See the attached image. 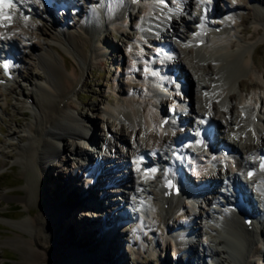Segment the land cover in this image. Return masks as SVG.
I'll return each mask as SVG.
<instances>
[{
	"label": "bare ground",
	"instance_id": "6f19581e",
	"mask_svg": "<svg viewBox=\"0 0 264 264\" xmlns=\"http://www.w3.org/2000/svg\"><path fill=\"white\" fill-rule=\"evenodd\" d=\"M63 1L73 3L75 0ZM93 1L95 2L91 1L89 3L92 6L90 10H86V12L82 11L84 19L80 21L77 28L70 29L67 26H57L54 28L55 30L53 32L49 31L48 33V36L58 44L63 51L66 50L71 54L72 58H74L75 62L71 64L70 70L65 69V59H63V63L59 61L58 55L48 46H41L37 53V56L42 58L41 70L43 75L39 78L42 83L36 86L34 91L26 95V99L31 98V100H29V103H31L29 108L33 110L32 118L26 125V133L19 138L20 144L17 150H15L14 153L6 154L14 158L15 161L20 164L27 166V170H25V172H27L25 191L21 194L19 199L26 206L35 200L38 201V187L40 188L39 190H45V181L47 178L49 179L51 170L50 161L55 160L58 167L64 171L66 170L64 167L66 162H63V160L59 158V146L56 144V141L59 143L63 142V146L69 151V154H80L87 159L89 154L85 151L86 149L78 147L77 145L72 146L68 144L66 138L77 139L84 145H86L85 140L89 139L93 146L96 144L103 145L104 149L106 148L107 151L105 152V150H103L102 154L100 149H98V154H96V156H99V162L95 164H92L91 159L86 166L77 164L76 170H81L82 172L86 171L87 174V176H85V183H87V185H83L84 188H82L86 191L89 186L88 194L85 193L88 195L87 200L81 199L82 203H80L81 205L83 204V211L85 210V212L81 210L82 213L79 214L90 216L87 212H95L93 209V207H95L94 204H103V208L99 209L100 212L104 209L101 215L105 218L111 215L113 219L106 220L109 223L108 226L112 228L108 227V229H104L106 233L105 239L117 233L122 221L124 222L131 218L129 213H126L124 210L122 211L121 201H113V195L118 194L122 198L118 196L116 198H120L123 202L125 201V203L130 204L131 208L136 206V209H133L134 218L130 221L132 232H138L137 230L140 227L145 228L143 225L145 217L151 216L152 218L153 214L156 215V211H160L161 219L159 220V224H162L163 226H161L165 227L166 230L173 229L168 237L171 241L174 252L173 255L176 253L173 264L176 261H183V263L187 262L188 264V260H190L189 263H192L195 259L199 260L200 258L198 257L200 255L192 250L193 247L194 249L202 250L203 254L208 252L210 257L213 258L219 253H223L226 254L225 259H229L230 253L235 252V254L243 255L244 264H252V260L249 258L250 256L256 257L260 264H264V252L261 250L262 247H258L259 249L254 247L255 244L264 242V232L259 229V221L256 219L259 218V214H256L257 209H255L254 199L249 195L245 185L240 183V177L237 175L240 171L245 172V169L249 167L248 165L253 164L250 162L254 161L253 159L258 156L260 152H264V116L262 117V115L258 113L259 108L257 103L259 102V96L256 91V89L264 90V64L262 63L261 67L257 65L253 58V49L251 46L239 44L235 50H231L230 47L223 42L226 38L228 28L231 25V21L236 16L235 12L238 11L237 6H226L224 8L225 13L220 17V21L217 23L210 21L204 24L201 19L202 14H199L198 11L197 15L189 19L190 22L193 21L196 26V29H191L189 33L192 35V31H197L194 36H189V38L188 34L179 28L181 25L178 24V21L183 25L188 24L187 19L183 17L184 15L181 12L185 10V7H189L190 4H208L207 0H155L151 1L152 3L145 2L144 0H141L139 3L131 0ZM164 1L167 5H164ZM249 1L254 4V12L256 13L254 22L264 23L263 7L257 6L260 0ZM174 2L178 3L179 6L173 7V4H175ZM180 4L183 5V10L181 12L179 10L181 8ZM209 7L211 8V4ZM4 8L6 11L2 14L11 13L12 16L10 21L4 20L0 24V46L4 45L9 49L12 48L17 41L21 47L31 48L32 45L25 37L28 30H38L47 34L44 29V24L40 21V15L48 10L50 11L52 7H47L44 4L42 5V3L37 0H15L12 4ZM128 9L132 11L136 10L137 12L139 9H142V16L146 21L143 22V26L157 23L160 28L163 26L166 27L167 25V28L170 27L172 29L171 32L173 36L180 40L188 41L185 43L184 48L187 46L193 51L195 50V54L192 56L201 61V63L198 61V66L192 65L194 69L192 68L191 70L196 76V80L194 81L196 84L195 92L197 91L199 95L189 97L191 101L189 111L191 113L189 117L184 119V122L188 124L195 122L198 124V118L207 115L209 117V122L213 123L215 126V133L208 137L210 143L212 145L220 144V142L230 143L239 151V153L237 152L238 159L235 169L221 163V174L226 176L228 181L231 179L232 185L235 188L237 187V190L234 191L229 187L225 191L226 193L219 195L217 193V187L214 185L215 175L212 170L208 168L210 166H206L205 163L202 164L201 167H198L197 170L193 171L195 179L198 180L196 185L180 183L183 193H188L192 190L193 194H195L193 199L183 200L176 195H164V191H166L162 186L164 176H162L160 170L155 169V171H153L152 169L150 173L145 174L141 171L142 167L133 162L132 164L135 166L132 167L133 169H126V174L123 169H120V171L116 170V173L111 170V168L117 169V167H119L117 162L113 160V157H115H112L113 153L119 154L117 159L121 160L119 164L121 167L124 161L125 163L127 162V158L124 160L125 157H133L134 160H136L138 152L142 149H146L150 153L153 152V150L161 152L162 148H167L172 144L174 137L178 133L176 132L172 135L169 132L168 126L170 122L166 124L164 129H160L157 125L160 118L158 114L160 112L159 109L153 108V104L158 103L159 106L161 101L165 102V94L160 90L162 86H166L167 84L170 85L171 81L168 80L169 76L166 80L162 75L161 78L164 79V83L159 85L156 82V74L154 73L150 76H148V74L144 80L147 96L140 95L142 100L135 99L133 96L127 94L123 100L111 103L107 101L105 104L100 102L99 106H96L100 113L106 114L111 118V123L106 122L107 139L97 137L95 134L96 125L94 121L88 118L87 115L81 114L77 109L74 98H76L77 101L79 100L76 89L83 76V69L92 65L93 62L102 63V61L105 60V46L107 45H105L104 40L100 41V37H103L104 34L102 30L108 29V26H111V29L116 30V28H119L121 31H126L124 19ZM217 27H220L221 32H219L220 29L217 30L218 33L215 31ZM134 28L139 29V34L140 36L142 35L145 43L154 44L150 42L154 41L155 38L149 40L150 36L145 28L136 26H134ZM167 28L166 31L169 29ZM259 30L260 29L253 30V34H257ZM153 31L158 32V29ZM242 31L247 32L248 28H243ZM159 36L162 37L164 40L163 43L166 45L167 42H165L166 38L164 37V32H161ZM16 37L20 40H16ZM197 40H200V45L196 44ZM99 42H103V48L99 46ZM109 45L110 52H112L113 45ZM169 48V56H174V58L159 56L157 57L158 60L162 63H168L170 60H173L172 62L175 63L173 69L178 72L177 75L184 80L188 79L190 81L189 84H192L193 78L185 69L178 51L171 45H169ZM139 58L143 59L144 57L140 55ZM159 61H157V63H159ZM195 61H193V63H195ZM257 66L258 70L255 71ZM11 67L12 72L14 74L17 73V68H14V64H12ZM146 68L151 71L149 67ZM228 69L229 72L225 74V71ZM241 75L247 78H241ZM258 76L260 79H258ZM35 81H37V78ZM236 84L240 90L242 89L245 90V93L247 92V97L246 95H239L236 97L233 92ZM148 91L151 92L150 96H148ZM179 99V96L173 97L172 95L171 100H174L177 106L182 105V101H179ZM202 99L205 104L200 106L199 104ZM233 100L234 102L236 101V105L234 104L236 106L234 108L235 110L231 103ZM221 107L223 109H220ZM254 117H257L258 122L253 121ZM113 121L115 122V128L112 126ZM217 133L220 135V138L217 136ZM140 135L145 142H140L142 139L140 138L139 140ZM129 139L133 141L130 142L128 141ZM118 142L121 143L122 149L118 146ZM197 150L200 151V154L197 156L200 157L198 159L201 160L203 159L201 156H205V161H207L210 156L209 151H204L201 148ZM155 158L158 159L160 156L156 154ZM216 162L217 160L214 161V164ZM74 163H76V160L73 159V166ZM71 172L72 170L68 173ZM69 175L70 174L67 176L74 179L76 183V178H73V176L70 177ZM93 177L95 178L94 182ZM243 177L244 175L241 179ZM105 178H107L108 183L113 182L114 188L112 190L106 188L108 184L107 181L105 182ZM176 178L179 179L180 176H176ZM252 178V181L262 184L261 182H264V172H262L261 169L257 170ZM145 181L152 183L154 191L152 188L145 187ZM259 184L257 185L258 189H256L254 193L257 194V192H259V195H257L260 197V201L263 202L264 211V185L259 186ZM71 187L72 189L70 190L74 191L77 195V192L80 193V190L78 191L76 189V185H71ZM103 188H105L106 191H102ZM94 190L96 191L95 193ZM99 191H102V193L99 194ZM107 191H109L108 194H106ZM236 192H240L244 199L239 207H234L233 201L230 199ZM144 196H146L147 199H144ZM63 197L64 196L56 197L54 201L50 199L52 204L47 202L46 199L40 203L38 202L40 207L39 210L34 211L33 215H29L27 219L21 222L34 230L33 234L26 239L32 249V256L29 259L27 258L28 260L25 261V264L47 262V253L50 252L63 254H60L58 264H70L68 263L70 261H75L74 263L76 264L98 263L97 254L101 247L98 248V252L96 250L90 252L88 248H85L84 256L86 255V260L80 259L78 255L79 248L76 246V243H74L70 234V231H72L71 225L68 223L70 227L68 226V228H66L67 225L65 224L64 212L61 213V210L56 205ZM105 198L107 200L104 203ZM129 199L131 200L129 201ZM74 200L76 201L77 199L75 198ZM87 207L89 210H87ZM181 212L184 213L183 215L187 217V219L182 221V223H178L177 225H180V227L176 230L174 229L176 223L173 226L170 220L174 219V216ZM239 213L242 215L249 214L254 222L247 227V225L243 224ZM195 218L198 220L197 224ZM192 219H194L193 222H191ZM85 221L87 222V220ZM61 222L64 223V228L67 229L65 234L60 233L61 231L58 224ZM54 226L57 227V229ZM149 226H154V224H149ZM53 228L56 229V231L53 232L55 238L61 237L62 235L61 239H67L68 241L65 243L63 242V245L58 242L48 243L43 233L46 231L52 232ZM82 228H84V226ZM258 229L259 231H257ZM83 232H85L84 229L82 231L74 230L75 237L80 238ZM226 236H228L233 243L229 244L231 246H229L228 243L226 244ZM116 240L118 244L114 247L116 258L115 261L114 259L113 261L115 264H127L123 250L120 251L119 248L121 242L118 239ZM177 253H179V255H177ZM235 261L237 264H240L239 260L235 259ZM215 262L218 264L217 261Z\"/></svg>",
	"mask_w": 264,
	"mask_h": 264
},
{
	"label": "rangeland",
	"instance_id": "374dc122",
	"mask_svg": "<svg viewBox=\"0 0 264 264\" xmlns=\"http://www.w3.org/2000/svg\"><path fill=\"white\" fill-rule=\"evenodd\" d=\"M91 1L95 2L93 0H75L73 3H69L64 11L52 13V16L54 15L53 17L47 13L49 10L46 11L44 14L40 15V21H42V23L44 24V29L47 34H44L38 30H28V33L27 35H25V37L32 45L31 48H23L17 41L14 43L13 48L15 47V49H17L19 52L17 58V73L14 74L13 80L0 86V264H25V261L31 258L32 249L26 239L29 238L31 234H33L34 230L30 229L29 226H26L25 223L22 224L21 222L24 219H27L29 215H33L34 211L39 210L40 207L38 202L40 203L41 201L46 199L47 202L52 204L51 200L53 199L52 201H54V198H58L59 196L64 197L61 198L60 202L56 203V205L61 210V213L64 212L66 221L65 224L67 225L66 228H68V226L70 227L71 225L72 231H70V234L73 238L74 243H76V246L79 248L78 255L81 260H86V255L84 256L85 248H88L90 252H94L101 247V249H99L100 251L98 250V263L96 264H104L106 261L107 264H115L114 261L116 258V254H114V247H116V245L118 244L116 239L121 242L119 248L120 251L123 250L127 264H173L175 260L173 259L174 252L171 246V241L169 238L166 239L163 237V225L159 224V220L161 219V214L159 213L160 211H156V215L153 214L152 218L151 216L145 217V221L143 222L145 228L140 227L137 230L138 232H132L130 221L127 219L124 222L120 223V229L118 228L117 233L113 232L115 235H110L109 238L105 239L106 233L104 229H108V227H110L108 226L109 223L106 220H113L111 215H109L108 218H105L103 215L100 218H95L79 214L82 213L84 209L83 204H80L82 203L81 199L87 200L88 197V195L86 194H88L89 186L85 192L83 189L84 187H80L82 184L87 185V183H85L86 179H84V176H82V174L77 171L74 175L78 178L75 183L74 179L69 178L67 175L65 176L66 170L64 171L63 169L58 167L55 160L50 161L51 170L49 179L47 178L45 181V190H39L40 188L38 187V201L35 200L34 202L26 206L19 199L21 194H23L25 191V181L27 179V172H25V170H27V166L20 164L19 162L15 161L14 158L7 156L6 154L14 153L15 150H17V147L20 144L19 138L26 133V125L31 121L32 118L33 110L29 108V105L31 104L29 103V100H31V98L26 99V95L31 91H34L36 89L35 87L42 83L39 79L40 77H42L41 75H43L41 70L42 58H39L37 56V53L41 46H48L52 51H54L55 54L58 55L59 61L63 63V59H65V69L70 70L71 64H74L75 62L74 58H72L71 54H69L66 50L63 51L58 46V44H56L48 36V33L49 31L53 32L55 30L54 28H56L57 26H67L70 29L77 28L80 21L84 19V14H82V11L86 12V10H90V8L92 7L90 4H88ZM215 3L220 11L222 10V8L220 7L224 5L225 7L228 5H236L238 9V11L235 12L236 16L233 18L234 20L232 19L231 25L229 26L228 32L226 34V38L223 42L227 44V46H229L231 50H235L239 44L251 46V48L253 49V58L257 65H260L259 67H261V64H264V23L254 22V17L256 14L254 12V4H252L249 0H215ZM175 4L179 6L178 3ZM189 6V13L188 11H180L184 16L182 14L181 15L187 19L189 25H183L179 21L178 24L181 25L179 28L186 34H188V37H191L192 35L189 32L191 29H196V26L193 21L190 22L189 19L197 14L191 15L194 13V7L192 4H190ZM257 6L263 7L262 9L264 10V0H260ZM224 10L225 9H223V11ZM142 15V9H139L138 12L136 10L132 11L128 9V11H126V17L124 19L126 23V31H121L119 30V28H116V30L111 29V26H108V29L102 30L104 34L103 37H100V41L104 40L105 45H107L105 46V60H103L102 63L93 62L92 65L85 67L83 69V76L80 79L79 86L76 89V94L79 98L78 101L76 100V98H74L77 104V109L81 114L87 115L88 118L94 121L96 125L95 134L101 139L108 138L106 122H110L111 118H109L106 114L100 113L99 109L96 108V106H99L100 102L105 104L107 101L110 103L120 101L123 100L127 96V94L139 100L141 99L140 95H147V90L146 94H144L143 84H145V79H143V77L147 76V74H149V76L152 75L150 74L151 71L149 69H146L145 67L147 60L151 56L153 48H150L149 44L143 41V38H141L139 34V29L134 28V26L138 27L140 23L142 25L145 21ZM44 16L46 17L43 19L42 17ZM164 28V37L166 39L169 38L173 40L175 50L178 51L179 57L181 58L185 69L190 75L193 74V71L191 69H194V67L192 65H199L197 63L199 60L193 57L195 54V50L193 51L187 46H185L186 48H180L179 46H177L178 41L174 40V38L177 37L172 35V29L170 27H168V29L167 25ZM166 28L168 29V31H166ZM243 28H248V31L243 32ZM255 29H260L257 34H253V30ZM135 37L137 40L135 39ZM16 40L20 39L16 37ZM102 43L103 42H99V46L101 48H103ZM109 44L113 45L112 52H110ZM1 46V50L6 49L7 47L4 45ZM140 55L144 58L140 59ZM172 61L173 60H171V62ZM193 61H195V63H193ZM172 63L175 64L174 62ZM199 63H201V61H199ZM258 66L255 68V71L258 70ZM228 72L229 69L225 71V74ZM193 75V82L192 84H189L186 95V99L189 103L188 111L191 106L189 97H195L198 95V92H195L196 84L194 81L196 80V76L195 74ZM36 78L37 81H35ZM241 78L247 77L241 75ZM258 79H260V77ZM247 80L250 81L249 79ZM256 91L257 95L259 96L258 100H260V104L264 106V90L256 89ZM233 92L236 97H238L239 95H246L247 97V92L245 93V90H240L237 84L236 86H234ZM167 100V96H165V102H167ZM202 101L204 102L203 99ZM231 103L234 109L236 107V101L234 102L233 100L231 101ZM202 104L203 103L200 102L199 105L201 106ZM163 109L165 110V112L169 109L168 103H166ZM220 109L223 108L221 107ZM189 113L191 112L189 111ZM258 113L262 115L259 109ZM114 123L115 122L113 121V128H115ZM217 136L220 138V135L218 133ZM140 138H142L141 135L139 136V140ZM128 141L132 142L133 140L129 139ZM66 142L68 144H71L72 146H85L81 141L68 137L66 138ZM140 142H145V140L142 138ZM56 144L59 146V158L63 160V162H66L64 167L72 169L71 163L73 160L70 161V159L68 158L71 154H69V151L64 148L63 142L59 143L58 141H56ZM117 144L120 149H122L120 145L121 143L118 142ZM218 148L219 147H217V149ZM106 151L107 150L105 149V152ZM218 151L219 149L217 150V153ZM100 152H103V150H100ZM91 153H93L91 154V157L93 158V155L95 153ZM96 154H98V152ZM118 155L119 154L116 153L112 154V157L115 156L113 157V160L117 163L121 162V160L117 159ZM122 165L117 170L120 171V169H127L126 164L124 165V167ZM124 172L126 174V171ZM243 173L244 172L242 171L238 172V177H242ZM191 174V182L196 183L194 173L191 172ZM220 176H222L221 173L220 175L218 174V178L215 175V184L217 185V190H224V185L217 182V180L219 181ZM144 183H146L145 187L152 186V183H149L148 181H145ZM71 185H76V189L78 191L80 190V193L77 192L78 195L74 191L70 190L72 189ZM95 192L96 191L94 190V193ZM254 194L257 196V199L253 198L254 196L251 198L254 199L255 208L262 209L261 216L256 219L259 221L258 226L261 228L260 230L264 232V211L262 205L263 202L260 201V197H258L259 192H257L258 195L256 193ZM117 196L122 198L118 194H115L113 195V200ZM75 198L77 199L76 201L74 200ZM231 198L233 199V195ZM129 206L130 204L124 205L125 210L129 209ZM95 207H93V209ZM87 210H89V208ZM83 212H85V210ZM133 212L129 211V215L132 218L134 215ZM87 213L89 215L98 214L97 212ZM185 219H187V217H185L182 213H179L175 215L174 219L170 220V222H172L174 226L175 223V225H177L178 223H182V221H184ZM85 220H87V222ZM193 221L194 219L191 220V222ZM195 221L197 224L198 220L196 218ZM68 223L70 225H68ZM149 224H154V226L150 227ZM58 225L61 231L60 233L65 234L67 229L64 228V223L61 222ZM83 226L84 228H82ZM55 228L57 229V227ZM56 229L53 228L52 232H44V238L48 241V243L58 242L63 245V242L65 243L68 240H62V235L61 237L55 238V236H53V232L56 231ZM83 229L85 230V232L82 233L80 238H76L74 230L82 231ZM110 239L112 240V243ZM225 240L226 244H233L228 236L225 237ZM254 247H262L261 250L264 252V242L257 243L254 245ZM192 250L195 251L196 254L200 255L198 257L200 259H195L192 263H189L190 260H188V264H216L215 261H217L218 264H237L235 259L239 260L240 264H244L243 255L235 254V252H231L229 259H225L226 254L223 253H219L218 255L214 256L215 258H213L210 257L208 252H205V254H203L202 250H198L196 248L194 249V247ZM60 254L63 255L62 253L55 252L47 253V262H41L37 264H58V261L60 260ZM249 258L252 260V264H260L256 257L250 256ZM74 262L70 261L68 263L76 264ZM181 262L182 264H187V262L183 263V261H176L174 264H181Z\"/></svg>",
	"mask_w": 264,
	"mask_h": 264
},
{
	"label": "snow or ice",
	"instance_id": "6c2138e0",
	"mask_svg": "<svg viewBox=\"0 0 264 264\" xmlns=\"http://www.w3.org/2000/svg\"><path fill=\"white\" fill-rule=\"evenodd\" d=\"M0 3H3V0H0ZM4 67H5V69H7L8 65H4ZM261 168H262V170H264V164L261 165ZM153 171H155V169H153ZM251 176H252V173L250 172L249 177H251ZM169 186L171 187V185H169Z\"/></svg>",
	"mask_w": 264,
	"mask_h": 264
}]
</instances>
